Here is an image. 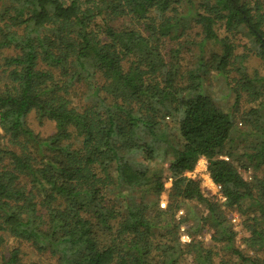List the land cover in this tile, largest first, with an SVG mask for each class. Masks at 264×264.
I'll return each mask as SVG.
<instances>
[{
    "label": "trees",
    "instance_id": "obj_1",
    "mask_svg": "<svg viewBox=\"0 0 264 264\" xmlns=\"http://www.w3.org/2000/svg\"><path fill=\"white\" fill-rule=\"evenodd\" d=\"M164 39L182 41L165 53ZM250 54L262 73H247ZM211 75L227 110L204 88ZM31 116L54 133L34 134ZM201 158L223 201L186 176ZM5 236L53 263L15 248L0 264H264V0H0Z\"/></svg>",
    "mask_w": 264,
    "mask_h": 264
},
{
    "label": "rangeland",
    "instance_id": "obj_2",
    "mask_svg": "<svg viewBox=\"0 0 264 264\" xmlns=\"http://www.w3.org/2000/svg\"><path fill=\"white\" fill-rule=\"evenodd\" d=\"M218 34L220 37H223L224 32L222 29L218 30ZM200 29L198 27H195L191 31H188L187 35L185 36L186 39H192V40H199L200 37ZM184 38H182L183 40ZM180 39V41H182ZM179 40H169V39H164L162 42V49L165 53H167L170 49H174L178 47V43L180 42ZM231 42L235 46V54L240 55L241 53L244 52L243 50V45H246L247 41L240 37L237 36L235 38H231ZM195 49H189V50H183L181 52V60H180V68L181 71L183 72L189 67V60H191L192 52ZM245 65L247 66V73L252 74L253 71H258L259 73H262V67L260 64V61L254 57L253 55H249L248 58L246 59ZM204 88L206 89L207 93L211 95L213 99H215L216 103L219 104L221 107H223L225 110L230 108V106L233 103V96L230 95L231 92L229 91V88L227 87L225 81L223 78H218L215 75H211L206 83L204 85ZM74 104L78 103V97L74 96L72 98ZM247 96L243 95V98L240 102V107L241 110L245 109L247 107ZM28 125L30 129L39 136L40 138H45L54 133V127L53 124L44 120L41 123H39L36 118L31 116L28 119ZM206 160L204 158H201L193 172L187 173L186 176L190 178H197L200 179L201 181V186L203 189V192L205 195L211 196L214 200L217 201H223V198L220 195L219 192V187L214 185L212 181L210 180L207 172H206ZM164 167L165 164H164ZM251 172H247L243 174L244 179L247 181L250 180L251 178ZM170 187V180L165 184V189H169ZM166 191L163 193L160 197L159 201V207L161 209H165L167 205V197H166ZM199 211H202L201 207H198ZM184 215L183 210H179L175 212V217L177 220H179L182 216ZM230 225L232 226L233 230L237 232L236 236V245L239 247V249H244L241 239L244 237V231L241 225V219L237 216L236 213L232 212L231 214V219H230ZM189 225H181L180 230H179V236H180V242L181 243H187L189 242V236H188V229ZM201 240L204 242L205 245L210 244V235L209 233H204L203 236H201ZM18 248L20 250V258L22 259L23 262H43V263H53V261L47 256H40L36 251H34L33 248H31L28 244L25 242H20L19 240L13 239L11 237H6L4 238L3 244L0 246V259L2 257L7 258L11 252L12 249Z\"/></svg>",
    "mask_w": 264,
    "mask_h": 264
}]
</instances>
